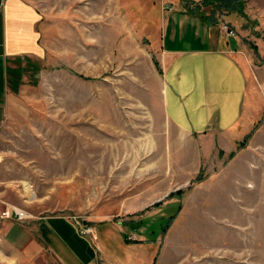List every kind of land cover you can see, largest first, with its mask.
<instances>
[{"label": "rangeland", "instance_id": "374dc122", "mask_svg": "<svg viewBox=\"0 0 264 264\" xmlns=\"http://www.w3.org/2000/svg\"><path fill=\"white\" fill-rule=\"evenodd\" d=\"M28 1L39 53L19 62L0 126L1 207L19 208L30 189L34 210L90 228L102 264H264V117L244 146L201 157L160 109L158 34L179 4ZM211 2L198 0V12L234 31L252 121L264 115V0H238L232 12ZM198 185L206 224L189 234L183 195Z\"/></svg>", "mask_w": 264, "mask_h": 264}, {"label": "crops", "instance_id": "0c3cea01", "mask_svg": "<svg viewBox=\"0 0 264 264\" xmlns=\"http://www.w3.org/2000/svg\"><path fill=\"white\" fill-rule=\"evenodd\" d=\"M170 1L174 0H139V3L133 0V4L156 5L161 10L163 4L172 5ZM175 1L180 6L179 13L164 12L163 34H158L160 109L167 123L188 145L194 146L201 157L214 147L229 153L254 120L246 119L243 110L246 78L235 55L237 41L219 32L216 23L210 24L206 19L208 13H199L200 9L188 11L181 0ZM189 1L199 5L198 0ZM39 18L28 0H0V126L6 104L19 81V62L39 53V34L35 27ZM138 21L145 31V23L141 19ZM198 186L183 195V201L185 199L190 206L188 211L194 209L190 215L192 221L187 218L188 211L185 214L191 223L187 228L189 234L194 232L192 228H202L206 224L196 214L199 209L204 210L199 200L207 194L204 186ZM222 188H218L219 193L226 195L227 186L225 190ZM26 189H22L25 199L18 209L32 210L30 216L21 221L0 218V264L103 263L102 249L80 232L73 217L34 210L36 208L29 204L31 191ZM184 209L182 206L181 214ZM2 210L0 205V212ZM176 237L179 241V236ZM177 244L179 242L172 244L174 249ZM198 245L201 250L193 251L200 254L205 245Z\"/></svg>", "mask_w": 264, "mask_h": 264}, {"label": "trees", "instance_id": "16d2710c", "mask_svg": "<svg viewBox=\"0 0 264 264\" xmlns=\"http://www.w3.org/2000/svg\"><path fill=\"white\" fill-rule=\"evenodd\" d=\"M181 1L187 7L188 11H192V10L195 11L197 9H200V7H201V3L198 5V4L191 2L189 0H181ZM213 2H214V6H216L218 9H224V10H228L229 12H232L234 10L238 0H213ZM213 2H211V3H213ZM210 10H213V8H211ZM210 17H212V16L208 13V15L206 16V19L210 20ZM158 71H159V68H158ZM263 117H264V115H260L259 117H257L256 119H254L252 121L249 130L245 133V135L242 137L241 140L237 141L236 148H240V147L244 146L245 141H247V139L259 127L260 123L263 120ZM199 179H201V178L199 177Z\"/></svg>", "mask_w": 264, "mask_h": 264}, {"label": "built area", "instance_id": "2783aa9c", "mask_svg": "<svg viewBox=\"0 0 264 264\" xmlns=\"http://www.w3.org/2000/svg\"><path fill=\"white\" fill-rule=\"evenodd\" d=\"M162 9L168 10V9H172V5L169 4H163L161 6ZM219 32H221L225 37H233L234 36V31L233 29L230 27L229 24L222 22L219 25ZM30 215L25 213L24 211L16 208V207H10L7 209H4L0 212V218H7V219H15L17 221H21L27 217H29ZM80 232L82 234H89L90 232V228L87 227H80Z\"/></svg>", "mask_w": 264, "mask_h": 264}]
</instances>
